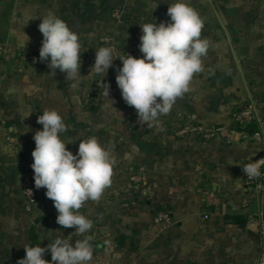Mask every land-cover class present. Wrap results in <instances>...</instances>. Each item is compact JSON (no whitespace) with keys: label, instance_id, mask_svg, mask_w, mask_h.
<instances>
[{"label":"crops","instance_id":"obj_1","mask_svg":"<svg viewBox=\"0 0 264 264\" xmlns=\"http://www.w3.org/2000/svg\"><path fill=\"white\" fill-rule=\"evenodd\" d=\"M176 0H0V264H17L24 246L46 247L57 236L75 242L74 228L56 223L57 211L37 189L26 211L22 181L34 180L32 152L37 123L45 109H56L67 131L61 138L74 155L81 139L95 137L116 159L112 184L99 201L80 211L92 222L91 264H257L262 254L264 194L246 188L242 167L264 157L260 145L236 137L233 142L192 133L184 126L213 130L234 125L233 115L254 102L264 122V0H186L204 19L209 41L203 70L171 111L148 124L136 110L97 86L109 80L87 76L95 51L110 47L120 55L140 44L144 23L170 22ZM158 6L151 10L152 6ZM124 9L121 22L113 17ZM55 13L79 37L82 47L77 87L39 56L40 17ZM30 37L26 47L24 42ZM111 48V47H110ZM142 53L140 57H142ZM138 57V58H140ZM32 114L24 118L26 114ZM173 225L155 223L161 213ZM44 259L51 260L50 252Z\"/></svg>","mask_w":264,"mask_h":264},{"label":"clouds","instance_id":"obj_2","mask_svg":"<svg viewBox=\"0 0 264 264\" xmlns=\"http://www.w3.org/2000/svg\"><path fill=\"white\" fill-rule=\"evenodd\" d=\"M157 6L158 3L151 10ZM167 15L170 22H147L140 26L142 57L116 55L110 47H100L95 51V62L87 75L103 77L113 60L119 58L122 67L118 69L116 83L122 98L136 110L137 122L149 126L161 115L168 114L177 99L189 91L194 74L203 70V58L209 49L208 39L202 38L205 21L186 0L169 4ZM40 19L38 29L43 40L39 60L47 62L52 76L57 69L64 73V79L75 89L85 77L80 73V66L81 53L86 49L79 35L55 13H47ZM26 37L25 47L30 40ZM106 85L103 95L108 98L110 85ZM31 114L29 112L24 118ZM37 123L43 127L33 136L35 149L31 168L35 187L46 189V197L53 201L57 211L56 223L62 228H74L72 235L82 239L73 243L57 236L46 247L26 244L25 255L17 264H91L93 225L80 210L89 201H99L111 186L116 159L95 137L81 139L74 155L66 147L72 141L61 138L67 126L56 109H45ZM262 167L264 158L246 163L242 171L249 178H257ZM47 252L51 254L50 261L44 259Z\"/></svg>","mask_w":264,"mask_h":264},{"label":"built area","instance_id":"obj_3","mask_svg":"<svg viewBox=\"0 0 264 264\" xmlns=\"http://www.w3.org/2000/svg\"><path fill=\"white\" fill-rule=\"evenodd\" d=\"M112 15L116 20L121 22L125 16V10L121 8L115 9ZM102 42L111 45V49L116 53H119V50L112 44L113 41L111 39H103ZM5 53L6 47L0 40V61ZM127 54H130L136 58L140 57L141 52L139 50V45L135 44L134 46L123 52V55L125 57L127 56ZM28 63L31 65H39L42 62H40L39 56H32L29 58ZM120 67H122V62L119 59L113 68L112 77L109 80L99 81L97 86L107 91L106 84H109L110 93L113 94L117 99L123 100L121 91L116 83V75L118 74V69ZM233 120V126L222 127L213 130H206L202 126H184L177 132V135L180 137H185L192 133H195L204 136V138L206 139L218 136L228 142H233L236 137H239L241 138V140L260 145L264 148V122L259 118L258 111L254 102H251L240 110L236 111L233 115ZM251 125H256V129L252 132L247 130V128ZM243 177L246 188L253 190L259 195L264 194V167L261 168V175L257 178H249L245 173H243ZM22 189L23 194L26 198V211L27 213H30L32 211L33 205L37 202V192L34 180L31 175H27L23 179ZM155 223L162 224L167 228L173 225L170 215L164 212H161L156 216ZM261 234L262 254L257 264H264V230Z\"/></svg>","mask_w":264,"mask_h":264},{"label":"trees","instance_id":"obj_4","mask_svg":"<svg viewBox=\"0 0 264 264\" xmlns=\"http://www.w3.org/2000/svg\"><path fill=\"white\" fill-rule=\"evenodd\" d=\"M256 129V125H251L250 127L247 128L248 131H254Z\"/></svg>","mask_w":264,"mask_h":264}]
</instances>
